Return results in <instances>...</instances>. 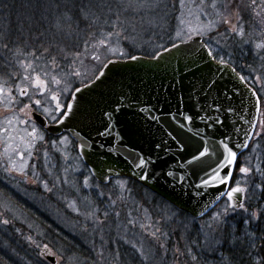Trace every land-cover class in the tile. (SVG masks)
Instances as JSON below:
<instances>
[{
  "label": "snow or ice",
  "instance_id": "snow-or-ice-1",
  "mask_svg": "<svg viewBox=\"0 0 264 264\" xmlns=\"http://www.w3.org/2000/svg\"><path fill=\"white\" fill-rule=\"evenodd\" d=\"M191 2L196 12L191 8L188 12L195 15L197 26L177 30L175 37L169 34L171 47L159 43L143 56L123 48L134 47L145 33L166 31L167 0H19L6 5L10 9L7 14L0 12V48L13 53L12 58H0V167L10 182L31 183L50 198H57L62 191L60 185H70L77 192L81 188L95 189L100 201L83 200L86 205L83 213L75 201L66 205L89 222L81 226L82 234L99 235L100 248L93 247L96 253L93 264H120L124 257L114 245L128 246L134 264H169V261L199 264L200 256L209 252L218 254V264H237V255L247 257L240 264H264V159L238 166L243 150H252L253 137L264 138V119L254 116L246 121L247 129L237 127L232 97L223 91L212 95L219 81L209 77L203 83H192L191 110L188 114L181 113L182 119L178 121L179 128L191 135L181 139L168 132L167 138L150 143L147 150L136 151L133 146L121 151L126 137L116 128L122 111L147 112V119L156 122L159 117L153 116L146 106L137 107L136 96L123 90L116 92L114 88L113 98L99 117L85 101L86 96L109 79L111 66L121 62L102 56L101 49L127 57L130 62L151 63L195 39L205 53L200 59L209 66L216 64L219 71L231 67L209 45V41L219 36L216 44L223 40L254 47L264 60V0ZM179 6L186 8L185 0H180ZM177 39L179 44L175 42ZM123 41L128 43L122 47ZM193 63L196 69L200 67L199 61ZM189 67L194 73L195 69ZM231 71L236 73L235 68ZM236 75L241 83L246 82L244 76ZM253 96L257 97L255 111L264 116V96L256 91ZM70 123L75 129L71 138L69 134L55 139L48 136L61 128L67 130ZM58 146L63 148V159L70 162L64 167L63 177L54 174L56 165L49 161V149L60 151ZM69 146L77 153L75 158L68 153ZM89 154L101 160L122 159L129 179L166 186L180 196L188 193L190 199L193 191L200 196L205 190L219 189L215 200H223V205L210 215L211 223L202 226L206 230L203 242L197 236L189 237L185 243V238L178 234L173 241V233L165 230L164 222L153 220L142 204L134 209L142 213V218H134L129 212L121 222V211L116 209L118 204L126 207L128 196L132 195L128 180L118 179L116 188L106 195L103 189L116 171L110 165L89 169L82 184L77 179L70 181L67 175L81 172L76 161ZM41 171L46 174L45 179L41 178ZM237 171L240 179H234ZM10 200L0 191V224L12 223V219L3 218L5 214L15 218L14 210L8 206ZM105 200L108 207L101 211L100 204ZM170 203L172 216L186 211L179 198ZM204 215L202 210L200 216ZM237 217L239 223L233 228L231 221ZM113 226L118 234L115 241L111 237ZM40 235L38 232L37 236ZM25 239L37 250L41 261L51 258L48 264H60L63 254L59 249L54 251L50 243H42L33 236ZM70 264H81L80 257L74 256Z\"/></svg>",
  "mask_w": 264,
  "mask_h": 264
},
{
  "label": "rangeland",
  "instance_id": "rangeland-1",
  "mask_svg": "<svg viewBox=\"0 0 264 264\" xmlns=\"http://www.w3.org/2000/svg\"><path fill=\"white\" fill-rule=\"evenodd\" d=\"M167 2L169 8L167 9L166 22L164 23L166 31L160 32V29H156L155 32L145 33L134 47L129 45L128 47H124L123 50L130 51L135 55L147 54L153 51L159 43H163L167 47L171 45L168 39L169 34L175 37L177 30H187L188 27L197 26L195 15H190L188 12V8H191L193 13L196 12L195 5L192 4L191 0H185L187 7L184 9H181L179 6L180 0H167ZM173 5L175 6L173 7ZM182 19L184 20L183 24L181 23ZM189 21H191L190 24ZM157 33L163 36V39H159ZM218 39L220 37L216 36L212 41H209L212 51L219 53L227 63L237 69L246 78V81L253 86L259 96H264V87H262V84H264V60L260 59L255 48H250L245 45L237 46L235 42L225 43L223 40L218 45L215 43ZM175 42H179V39ZM127 43V41H123L122 47L123 45H127ZM24 47L30 46L24 45ZM80 47L82 51V43ZM101 53L102 56H110L111 59L127 58H121L118 54L111 55V53H107L103 49H101ZM5 56L12 58L13 53L0 48V58ZM251 145L252 150L246 151V155L241 160V164L249 160L255 164L259 160L264 159V138L255 137ZM67 151L73 158L77 155L71 146L68 147ZM62 152V147H60V151L49 149V161L51 164L56 165L53 172L55 175L61 177L65 175V165L70 163L63 159ZM76 163L79 165L83 175H81V172H70L67 175L70 181L77 179L82 184L84 176L89 173L84 164L81 163V160L76 161ZM39 174L42 179L46 178L44 172L41 171ZM118 179L127 180L124 178L112 180L103 189L106 195L111 194L110 190L116 188V181ZM236 179H240L238 172ZM132 183L128 180L129 187L132 189V195L128 196L127 206L117 205L116 210L121 211V222H123L126 214L129 212L133 213L134 218H142V213L134 211L135 207L142 204L148 208L149 215L153 220L164 222L165 230L173 233V241L177 238L176 234H178L185 238V243L188 242L189 237L195 239L197 236H200L203 242L204 231L206 230L202 226L206 223H211L210 215L220 210L223 205V202H221L209 214L197 220L183 214L172 216L170 211L172 207L170 205L159 198H154L156 196L143 188L139 189L135 187ZM60 187L62 191L58 192L57 198H50L49 194L45 193L42 188H37L31 183L10 182L5 177L2 167H0V191H2L5 199L11 197L8 206L15 213L14 219L10 213L5 214L3 217L12 219V223L9 225L0 224V264H48L49 260L45 259L41 261L37 255V250L27 242L25 238L28 236H33L42 243H50L51 246H54V251L59 249L63 254V259H61L60 264H70L74 256L80 257L81 264H93V259L96 255L93 252V247L97 250L100 248L99 235L82 234L80 230L81 226L89 222L85 221L83 215L77 216L66 205L75 201L77 207L83 213L86 209L83 200L94 199L99 203L100 197L96 194L95 189L81 188L77 192L70 185H60ZM252 203H256V201H252ZM106 207H108V202L105 200L103 204H100L101 211ZM237 220H240V218L237 217L234 221H231V224L233 225ZM145 222L147 223L149 221ZM30 225L31 227H29ZM38 232L42 235L37 236ZM135 232L139 236V228L135 229ZM117 235V230L113 226L111 230L113 241L116 240ZM129 236H131V233H129ZM105 239L106 241L108 239L107 231H105ZM105 246L107 247V245ZM114 247H119L120 253L124 257L120 264H134L132 252L128 249V246L114 245ZM214 257H218V254L214 256L209 252L201 255L199 264H214ZM169 264H172V262L169 261Z\"/></svg>",
  "mask_w": 264,
  "mask_h": 264
},
{
  "label": "water",
  "instance_id": "water-1",
  "mask_svg": "<svg viewBox=\"0 0 264 264\" xmlns=\"http://www.w3.org/2000/svg\"><path fill=\"white\" fill-rule=\"evenodd\" d=\"M179 43L180 41L177 42V44ZM204 54L200 43L194 39L189 44L182 45L179 50L174 49L171 53H165L159 62L149 63L146 60L130 62L127 58L113 59L121 62L111 66V70L108 72L109 79L96 88L93 93L86 96L85 101L91 105L96 116L99 117L101 110L107 107L113 98V88L116 92L123 90L130 96H136L137 107L150 108L151 114L159 117V122L147 119V112L140 113L137 110L125 109L117 117L116 131L123 133L126 137L125 147L121 151H126L127 148L133 146L136 151L147 150L150 143L167 138L168 132L181 139L191 135L186 129L179 128L178 121L182 119L181 113L188 114L191 110L192 101L189 100V92L192 83H203L211 77L219 81L217 90L212 95L215 96L222 91L227 92L232 97L230 103L235 109L233 118L238 121L237 127L247 129L246 121L252 120L254 116L258 117V113L255 111L257 97L253 96V90L246 83L239 81L236 75L238 72L233 73L231 65L229 68H220L217 71L216 64L213 63L209 66L206 60L200 59ZM195 61L200 62L198 69L193 63ZM189 65L195 69L194 73L193 70H190ZM181 97L183 100L180 99ZM173 116H176L177 119L173 120ZM74 131L75 129L70 123L67 130L61 128L58 133L69 134L71 138V133ZM92 135L95 136V133L93 132ZM81 161L87 170L100 169L105 165H110L112 169L116 170L111 174V180L125 178L133 181L172 207L170 201L179 198L182 206L186 209L183 214L195 220L202 218L200 216L202 210L207 215L221 202V200H215L219 189L205 190V194L200 196H197L193 191L190 199L188 193L180 196L172 193L166 186H154L152 182L144 184L129 179L122 159L117 160L116 157L101 160L97 156L89 154L82 157ZM116 172H119L120 175L117 176ZM93 179L95 180L96 177ZM46 259L50 260L51 258Z\"/></svg>",
  "mask_w": 264,
  "mask_h": 264
},
{
  "label": "trees",
  "instance_id": "trees-1",
  "mask_svg": "<svg viewBox=\"0 0 264 264\" xmlns=\"http://www.w3.org/2000/svg\"><path fill=\"white\" fill-rule=\"evenodd\" d=\"M0 2H1L0 3V9H2L0 12H3V13H6L7 14L10 11V9H9V7H6V5L7 6H10L13 3H18L19 0H0ZM82 28H83V26H82ZM168 46H170V45H168ZM140 55L143 56V55H146V54H140ZM241 158H242V156L239 157V159H238V166L241 164ZM237 172L234 173V179L237 178ZM132 185H134L135 187H137V188L140 189V187L138 185H136L134 183H132ZM154 198H156V197H154ZM156 199H158V198H156ZM238 223H239V220L235 221L234 224L232 225V227L234 228ZM218 259H219V256L215 258L214 264H218ZM242 259L246 260L247 257H241L240 255H237L236 256L237 264H240V262H241Z\"/></svg>",
  "mask_w": 264,
  "mask_h": 264
},
{
  "label": "flooded vegetation",
  "instance_id": "flooded-vegetation-1",
  "mask_svg": "<svg viewBox=\"0 0 264 264\" xmlns=\"http://www.w3.org/2000/svg\"><path fill=\"white\" fill-rule=\"evenodd\" d=\"M240 73V72H239ZM241 74V73H240ZM242 75V74H241ZM243 76V75H242ZM247 83L253 88V86L247 81ZM254 89V88H253ZM255 90V89H254ZM259 118L261 119H264V116H260ZM39 119V118H37ZM59 135H62V134H55V133H52V132H49L48 133V136L55 139L56 136H59ZM75 152V151H74ZM76 153V152H75ZM77 154V153H76ZM246 155V153L242 156L241 160L243 159V157Z\"/></svg>",
  "mask_w": 264,
  "mask_h": 264
}]
</instances>
